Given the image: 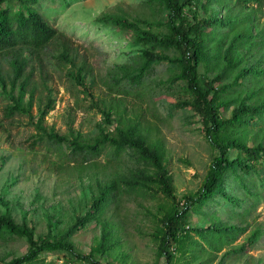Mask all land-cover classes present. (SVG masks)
<instances>
[{"label":"rangeland","instance_id":"1","mask_svg":"<svg viewBox=\"0 0 264 264\" xmlns=\"http://www.w3.org/2000/svg\"><path fill=\"white\" fill-rule=\"evenodd\" d=\"M158 4L151 0H42L41 13L58 36L42 51L21 53L28 61L25 75L31 83L23 102L26 106L33 96L31 115L35 117L39 107L53 97L55 109L43 127L70 141L93 144L101 130L119 137L120 129L128 139L143 142L165 168L176 202L165 194L163 173L135 147L119 158L105 154L86 163L81 159L70 163L60 159L59 152L34 144L37 120L26 115L7 117L21 80L12 84L11 57L0 56V216L33 229L37 239H61L92 211L95 219L68 241L77 253L93 254L101 264H165L160 251L163 221L180 209L186 196L200 190L219 155L202 117L190 105L194 97L185 82L176 79L179 68L155 64L146 77L142 97L119 95L118 89L126 81L121 85L116 81L139 70L148 47L138 45L133 32L118 29L108 17L145 21L140 24L142 29L167 32V12ZM229 12L244 21L238 30L245 36L236 41L237 34H229L228 26L219 28L224 36L220 59H213L216 44L212 40L210 63L199 68L205 80L216 81L222 76L216 89L245 73L237 86L220 94L219 104H228L220 109L224 119L231 118L241 104L255 107L264 102V82L251 90L257 81L251 71L264 69V5L256 12L240 0H204L188 11L190 19L218 15L225 22ZM160 52L171 59L179 53ZM80 70L87 88L73 78ZM103 112L110 113V124ZM246 141L249 146L264 145V122L249 128ZM62 152H69L66 145ZM230 153L231 158L238 156L237 150ZM227 190L234 197L243 195L233 179H229ZM105 196L110 198L104 211L96 215L94 204ZM262 196L261 204L245 218L235 216L232 205L221 197L192 213L186 229L235 226L246 231L219 252L194 243L199 238L192 233L185 252L177 250V245L170 249L174 264H264V190ZM253 234L256 241L250 238ZM28 250L26 238H0V264ZM43 256L55 264H90L67 253Z\"/></svg>","mask_w":264,"mask_h":264},{"label":"trees","instance_id":"2","mask_svg":"<svg viewBox=\"0 0 264 264\" xmlns=\"http://www.w3.org/2000/svg\"><path fill=\"white\" fill-rule=\"evenodd\" d=\"M42 0H0V56L10 55L13 72V85L16 86L21 80L19 95L14 100V104L7 108V117L13 118L16 115H26L32 117L31 108L33 105V96L24 105V98L31 87L30 79L25 75L28 61L21 58L23 51H42L46 49L58 36L55 29L41 13ZM71 2L74 0H62ZM159 3L160 9L167 12V21L165 27L167 32L154 33L144 30L140 24L145 21H130L126 17H108V20L115 27L122 31L133 32L135 42L138 45L148 47L142 53L143 63L138 71L125 74L123 78L117 80L118 85L124 81L123 87L118 89L119 95L142 97L143 85L146 77L150 74L153 65L167 63L180 69V74L176 79L185 82L187 91L194 97L190 105L202 117L205 131L210 143L219 151V155L212 161L206 178L200 190L194 194L185 197L184 203L180 209L168 216L163 221L162 239L160 251L165 256V264H174V255L171 248L177 245V250L184 251L185 243L193 239L192 233L199 238L194 243L199 244L202 248L207 247L213 251L219 252L222 248L234 244L239 235L246 231L235 226L208 228H187V220L192 213L201 211L204 207L215 202L221 197L232 205L235 216L245 218L252 214L253 211L261 204L263 200L262 192L264 190V145L249 146L246 141V135L249 128L264 122V102L258 106H249L241 104L234 109L231 118L224 119L221 116L220 109L222 106L228 108V104H219L220 94L238 85V80L244 74L236 76L233 83L215 88V84L222 79L209 81L202 78L199 74V68L203 63H210V45L212 40L216 44V52L213 59L218 62L221 56L224 36L218 31L221 27L228 26V33H236L235 40L243 38L239 28L243 26L241 20H236L229 12L224 21L218 15L210 18H198L197 15L190 19L188 11L202 3L204 0H151ZM213 0H208L212 2ZM225 0H216L217 3ZM229 1V0H226ZM245 6L259 11L264 5V0H240ZM255 8V9H254ZM231 11V10H229ZM244 44H248L243 40ZM160 50H175L178 57L171 59ZM257 79L256 84L251 87L263 84L264 69L251 71ZM74 80L84 88L85 78L82 71L73 76ZM124 79V80H123ZM3 82V78L0 77ZM13 88L12 90H15ZM56 100L49 96L46 104L41 105L35 118L37 120L34 144L46 146L50 151L57 154L60 159L65 158L68 162L73 163L77 159L86 163L92 159L100 158L102 155H111L112 158H119L128 148H137L142 154L150 159L155 167L163 173L161 184L164 186L166 196L176 202L170 188L167 172L163 167L160 159L153 156L143 142L136 139H128L120 129V136L112 137L105 130L100 131V137L92 144L80 143L78 140L70 141L66 137L60 136L53 132H48L43 127L46 117L55 109ZM105 120L110 124V113L103 112ZM66 145L68 153L62 152V147ZM53 148V149H51ZM59 148L60 151H55ZM237 150L238 156L231 158V150ZM229 179L237 184L243 191V195L234 197L227 190ZM109 196L98 200L94 204L96 213H102L109 200ZM180 206V205H179ZM94 212H89L86 216L80 218L76 224L68 231L66 237L61 239H37L33 229L23 225L20 226L11 219L0 216V238L7 236H19L26 238L29 245L28 252L7 264H55L48 262L43 254L46 253H67L77 260L90 264H101L95 259L93 254L81 255L77 253L73 245L68 241L86 229L87 223L95 219ZM97 215V214H96ZM182 233L185 237L181 238ZM251 240L256 241L257 235L250 236ZM195 240V239H194ZM185 252V251H184Z\"/></svg>","mask_w":264,"mask_h":264}]
</instances>
